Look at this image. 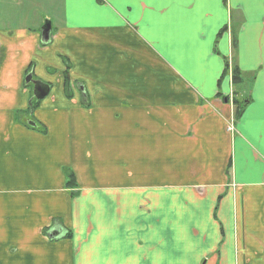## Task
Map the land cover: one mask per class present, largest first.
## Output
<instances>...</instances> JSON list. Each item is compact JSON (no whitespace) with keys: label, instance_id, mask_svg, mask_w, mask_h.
<instances>
[{"label":"crops","instance_id":"1","mask_svg":"<svg viewBox=\"0 0 264 264\" xmlns=\"http://www.w3.org/2000/svg\"><path fill=\"white\" fill-rule=\"evenodd\" d=\"M50 19L0 29V264H264V0Z\"/></svg>","mask_w":264,"mask_h":264},{"label":"rangeland","instance_id":"2","mask_svg":"<svg viewBox=\"0 0 264 264\" xmlns=\"http://www.w3.org/2000/svg\"><path fill=\"white\" fill-rule=\"evenodd\" d=\"M61 13L62 0H0V29L26 27L39 31L50 17L55 19Z\"/></svg>","mask_w":264,"mask_h":264},{"label":"trees","instance_id":"3","mask_svg":"<svg viewBox=\"0 0 264 264\" xmlns=\"http://www.w3.org/2000/svg\"><path fill=\"white\" fill-rule=\"evenodd\" d=\"M226 72H227V69H226ZM65 80H67V75L66 74H65ZM242 80L243 79H242V75H241L240 70H238V68H236V67L232 68V70H231V82H232V85L237 88L241 84ZM35 104H38V101L37 102L34 101L33 103L31 102V105L29 106L27 113H31L36 108ZM243 107H244V102L243 103H235V117L236 118H238V116L242 112ZM31 124L33 125L34 123L32 122ZM66 187L69 188V189H72V188L75 187L74 176L72 175L71 172H69L67 174ZM69 237H70V234H69V232H67L66 235L64 236V238L69 239Z\"/></svg>","mask_w":264,"mask_h":264},{"label":"water","instance_id":"4","mask_svg":"<svg viewBox=\"0 0 264 264\" xmlns=\"http://www.w3.org/2000/svg\"><path fill=\"white\" fill-rule=\"evenodd\" d=\"M42 39L47 42L49 39V33H50V22L46 21L44 25L42 26ZM31 81V75H28L25 79V82ZM33 96L36 100L43 99L47 93H48V87L46 85L41 84L40 82H33Z\"/></svg>","mask_w":264,"mask_h":264}]
</instances>
